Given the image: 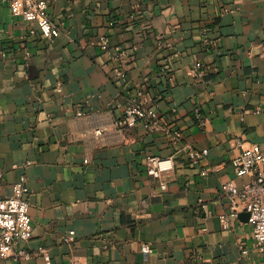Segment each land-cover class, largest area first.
Instances as JSON below:
<instances>
[{"label": "crops", "instance_id": "crops-1", "mask_svg": "<svg viewBox=\"0 0 264 264\" xmlns=\"http://www.w3.org/2000/svg\"><path fill=\"white\" fill-rule=\"evenodd\" d=\"M47 1L54 38L0 0V197L25 174L34 224L32 258L0 264H47L40 249L50 264H264L221 190L249 180L232 165L242 147L264 149V0ZM103 36L132 53L124 82ZM143 101L178 142L116 125ZM147 154L174 157L166 190Z\"/></svg>", "mask_w": 264, "mask_h": 264}, {"label": "built area", "instance_id": "built-area-1", "mask_svg": "<svg viewBox=\"0 0 264 264\" xmlns=\"http://www.w3.org/2000/svg\"><path fill=\"white\" fill-rule=\"evenodd\" d=\"M9 3L14 15L36 23L40 31L50 38L59 36L60 26L51 17L49 2L47 0H2ZM35 32L34 29L31 30ZM101 47L105 53H108L114 61L118 63L115 67V75L118 80L124 82L127 80V64L132 53L126 50H113L110 47L108 37L101 38ZM167 71V68H163ZM143 95V91L139 92ZM258 109L247 110L246 113L260 111ZM82 115L81 109L77 112ZM197 117L201 124L204 123L202 114L197 110ZM141 124L151 132L167 130L174 142H178L182 137L179 129H167L166 120L152 107H148L146 102L135 103L126 108L123 116L116 121L120 129L135 127ZM105 127H98L94 130L97 136L103 135ZM238 143L242 146L241 141ZM209 154L208 148L191 151L190 159L193 163H199ZM147 172L150 176L158 179L161 190H166L168 182L165 176L171 173L175 167L174 157H161L158 155L147 154L145 156ZM232 165L239 177L249 176V180L242 184L235 181H226L221 183V190L231 200V210L235 212L245 210L249 213V223L253 227V236L260 251L264 252V149L257 143L249 147H242L241 152L233 158ZM207 174V171H203ZM14 193L9 197H0V257H11L15 261H27L34 255L26 243L33 236L34 224L30 214V202L28 199L29 187L27 186V177L20 175L13 185ZM223 219L229 218V215H221ZM142 251L147 257L151 252V245L144 244ZM40 252L46 259L47 264L51 263L50 255L44 249ZM247 249H243L246 254Z\"/></svg>", "mask_w": 264, "mask_h": 264}, {"label": "water", "instance_id": "water-1", "mask_svg": "<svg viewBox=\"0 0 264 264\" xmlns=\"http://www.w3.org/2000/svg\"><path fill=\"white\" fill-rule=\"evenodd\" d=\"M247 215H248V217H249V213L247 212Z\"/></svg>", "mask_w": 264, "mask_h": 264}]
</instances>
